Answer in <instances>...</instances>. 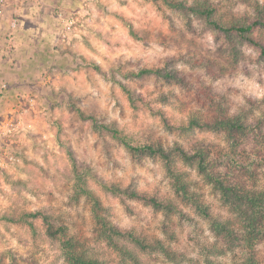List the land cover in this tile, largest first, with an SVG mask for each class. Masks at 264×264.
Instances as JSON below:
<instances>
[{"label": "rangeland", "instance_id": "374dc122", "mask_svg": "<svg viewBox=\"0 0 264 264\" xmlns=\"http://www.w3.org/2000/svg\"><path fill=\"white\" fill-rule=\"evenodd\" d=\"M77 1L82 7L63 14L74 16L75 24L56 26L48 43V98L21 100L22 114L26 119L36 114L37 122L0 137V264H69L58 242L46 234L42 219L24 215L35 210L49 215L54 224H64L102 264H133L106 243L90 199L78 193V182L98 196L103 208L97 212L104 219L158 239L173 252L168 256L161 249L141 250L127 237L118 238L134 251L139 264H242L241 249L229 246L208 218L173 193L161 161L131 155L107 126L134 143L222 146L221 132L182 131L178 125L193 110L204 116L241 109L259 115L264 110V60L258 49L235 42L232 51L202 17L185 16L161 0ZM207 1L216 3L225 19L251 15L255 1L264 4ZM164 62L183 83L129 74ZM122 85L140 96L137 105ZM178 165L215 219L235 224L211 184L193 168ZM111 185L155 194L178 207L155 208L105 187ZM257 186L264 187V173ZM255 251L264 264V239Z\"/></svg>", "mask_w": 264, "mask_h": 264}, {"label": "trees", "instance_id": "16d2710c", "mask_svg": "<svg viewBox=\"0 0 264 264\" xmlns=\"http://www.w3.org/2000/svg\"><path fill=\"white\" fill-rule=\"evenodd\" d=\"M169 8L175 9L185 16L202 17L205 23L221 36L234 51L235 42H244L255 46L259 56L264 60V4L253 2V13L238 18L225 19L218 11L216 3L207 0H161ZM129 74L140 77L157 75L164 79H174L182 82V77L175 70L167 67V62L161 66L142 67ZM128 100L132 105L140 96L135 95L131 88L122 85ZM250 101V100H249ZM253 104V103H252ZM162 122L167 127L171 123L164 112L157 110ZM182 131L204 129L221 132L225 143L217 148L195 146L191 149L175 143L164 146L155 142L134 143L120 134L116 127L107 126L112 136L118 139L131 155L141 158L150 156L161 161L170 179L173 193L183 203H188L203 217L212 222V228L217 235L224 236L229 246H236L243 253L242 264H262L257 257L255 247L264 239V187L257 186V181L264 173V110L256 116H251L246 109L233 114L215 113L204 116L193 110L184 123L178 125ZM251 145L246 144V140ZM193 168L207 183L211 184L219 198L227 205L235 224L230 219L216 220L208 205L199 197V193L188 186L184 179V170L178 164ZM78 193L90 199L95 217L98 219L99 230L107 244L127 258L133 264H139L138 256L132 249L125 247L118 238L127 237L141 250L161 249L166 255L173 252L163 246L160 240H150L134 230H122L112 222L104 219L97 211L103 208L101 201L93 190L84 182H78ZM118 195L140 199L155 208H168L178 205L169 199L160 198L155 194L117 186H105ZM31 218L39 217L45 225L46 234L60 245L65 260L69 264H102L96 257L90 256L83 248L76 234L68 231L64 224H54L49 215L40 210L24 212Z\"/></svg>", "mask_w": 264, "mask_h": 264}, {"label": "crops", "instance_id": "0c3cea01", "mask_svg": "<svg viewBox=\"0 0 264 264\" xmlns=\"http://www.w3.org/2000/svg\"><path fill=\"white\" fill-rule=\"evenodd\" d=\"M79 7L82 4L77 0H27L13 31L11 49L5 48L7 19L0 20V83H7L0 97V137L6 131H18L21 125L33 127L37 122L36 114L32 119L25 118L21 100L48 98V43L56 26L63 25L57 13L74 12ZM28 109L35 111L33 107Z\"/></svg>", "mask_w": 264, "mask_h": 264}, {"label": "built area", "instance_id": "2783aa9c", "mask_svg": "<svg viewBox=\"0 0 264 264\" xmlns=\"http://www.w3.org/2000/svg\"><path fill=\"white\" fill-rule=\"evenodd\" d=\"M27 0H0V20L7 19L8 31L5 34V48L11 49L13 44V31L16 29L21 20V12ZM59 17L66 26H72L76 22V18L72 15L64 16L58 12ZM7 88L6 82L0 83V97L2 91ZM2 163L0 158V164Z\"/></svg>", "mask_w": 264, "mask_h": 264}]
</instances>
